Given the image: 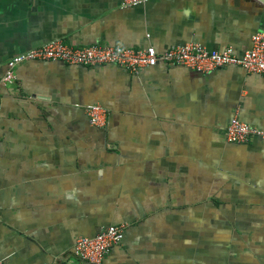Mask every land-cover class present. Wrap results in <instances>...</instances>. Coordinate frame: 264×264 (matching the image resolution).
<instances>
[{
  "label": "crops",
  "instance_id": "0c3cea01",
  "mask_svg": "<svg viewBox=\"0 0 264 264\" xmlns=\"http://www.w3.org/2000/svg\"><path fill=\"white\" fill-rule=\"evenodd\" d=\"M251 0H0V77L52 40L242 55ZM0 87L1 264H92L79 236L124 224L100 264H264V73L31 60ZM107 109L90 124L88 104ZM233 116L260 131L229 142Z\"/></svg>",
  "mask_w": 264,
  "mask_h": 264
},
{
  "label": "built area",
  "instance_id": "2783aa9c",
  "mask_svg": "<svg viewBox=\"0 0 264 264\" xmlns=\"http://www.w3.org/2000/svg\"><path fill=\"white\" fill-rule=\"evenodd\" d=\"M147 0H121V6H133ZM250 47L242 55L227 47L221 50L207 49L200 43L187 42L171 46L161 52L149 45L144 48H127L119 45H90L75 47L56 39L33 47L23 53L12 56L6 64V70L0 77V87L16 79L15 68L18 64L31 60H61L69 64L98 65L104 63L118 64L130 71L153 66L159 61L173 62L200 71L223 65H241L248 72L264 73V31L254 32L250 37ZM85 112L90 124L104 127L107 120V109L99 103L88 104ZM261 132L233 116L225 130L229 142H246L251 135ZM124 224L108 225L93 236H79L73 246L77 258L100 264L111 248L123 238ZM1 264V262H0Z\"/></svg>",
  "mask_w": 264,
  "mask_h": 264
},
{
  "label": "water",
  "instance_id": "95a60500",
  "mask_svg": "<svg viewBox=\"0 0 264 264\" xmlns=\"http://www.w3.org/2000/svg\"><path fill=\"white\" fill-rule=\"evenodd\" d=\"M254 4L264 7V0H251Z\"/></svg>",
  "mask_w": 264,
  "mask_h": 264
}]
</instances>
